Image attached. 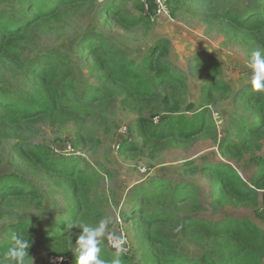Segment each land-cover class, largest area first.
I'll use <instances>...</instances> for the list:
<instances>
[{
  "label": "trees",
  "instance_id": "16d2710c",
  "mask_svg": "<svg viewBox=\"0 0 264 264\" xmlns=\"http://www.w3.org/2000/svg\"><path fill=\"white\" fill-rule=\"evenodd\" d=\"M165 1L174 16L189 0ZM198 1L217 5L221 12L218 18L227 26L264 42V0H235L237 4L233 8L227 7L231 0ZM90 2L95 4V0H0V125L9 124L17 128L50 116L57 107L84 111L83 115L87 116L86 109L98 98L107 96L105 93L101 95L103 91L100 88L90 86L72 95H66L60 84L51 90L43 83L56 77L63 66L56 61L55 55L45 52L23 62L10 49L13 43L26 40L34 28L59 18L67 9L80 10ZM147 4L146 9L140 0L133 2V7L140 13L136 17L126 16L127 0H105L98 6L97 14L104 19L101 25H109L116 20L133 28L150 22V15L155 11L154 0H148ZM76 44L80 48L78 57L85 58V62L89 56L95 57L98 67L108 74L114 85L126 88L134 102L151 105V100H154L159 104L157 124L149 119L137 122L138 137L144 147L149 142L187 144L205 134L215 138L213 132L216 127L208 106L214 94H226L230 87L214 80L201 89L198 105L187 103L182 111L179 96L183 85L177 72L166 61L168 41L160 40L151 45L139 66L121 52L113 53L103 33L85 34ZM192 62L193 71L204 70L212 77L219 72L217 62L209 57L198 55ZM22 72L28 80L26 90L20 87V82L16 86L13 84L12 77L17 78ZM7 73L12 79L4 85L3 78ZM237 104L246 112L250 111L252 119L249 120V116L241 119L231 116L228 122L235 133H255L257 128L251 124L253 118L264 128V91L243 88L235 95L234 105ZM189 112L191 115L187 117ZM230 134L228 131L217 147L220 158H207L185 166L187 175L199 177L201 182L186 176L171 178L164 174L132 187L130 196L134 197L128 198L131 205L122 216L132 222L138 237L136 251L139 257L124 254L121 256L122 264H264V141L255 143L249 166L244 167L240 162L244 152L250 148L231 142ZM19 148V156L27 157L48 177L70 181L85 177L87 173L79 167V158L61 153L53 155L41 145ZM137 152L139 147L130 136L119 142L118 154L124 156ZM13 168V171L0 174V211L8 208L10 203L24 201L39 207L34 187L18 173L19 167ZM176 207L186 209V217L177 218L173 210ZM240 209L245 212L240 213ZM86 213L87 208L79 203L73 212L54 216L52 221L48 219L43 224L44 216L13 220L7 226L6 237L0 239V262H7L5 253L13 237L31 242L26 261L33 252L35 239L48 253L66 256L68 244L80 233L74 224L85 223L81 217ZM159 226L169 227L171 232L155 233ZM189 235H194L198 242L209 241V250L198 255L179 252L173 237ZM213 243L223 247L212 250ZM101 257L110 262L115 253L102 248ZM72 259L76 264L74 253Z\"/></svg>",
  "mask_w": 264,
  "mask_h": 264
},
{
  "label": "rangeland",
  "instance_id": "374dc122",
  "mask_svg": "<svg viewBox=\"0 0 264 264\" xmlns=\"http://www.w3.org/2000/svg\"><path fill=\"white\" fill-rule=\"evenodd\" d=\"M134 1L127 0L126 16H140L139 11L133 7ZM104 3L105 0H95V4L90 2L80 10L67 9L59 18L31 30L26 40L10 45L12 52L18 54L23 62L49 52L55 55L56 61L62 63L63 68L58 70L56 77L44 82L43 86L55 90V85L60 84L66 95L77 93L87 86L98 87L103 91L101 95L105 93L107 96L98 98L90 105L86 109L87 116L83 115L86 113L84 111L57 107L50 116L17 128L9 124L0 125V174L19 167L18 173L34 187L40 204L38 207L28 201L10 203L8 208L0 211V239L6 237L7 226L19 217L44 216L43 224L48 219L52 221L54 216L73 212L75 206L82 203L87 213L81 220L95 226L101 219L110 218L107 231L123 233L126 254L137 258L138 237L132 222L122 216L131 205L128 198L134 197L130 196L132 187L164 174L171 178L186 176L192 181L201 182L199 177L188 176L185 166L207 158H220L217 147L228 131L231 133V142L250 148L244 152L240 166H249L250 153L255 143L262 139L264 141V128L256 119L253 118L251 124L257 131L251 135L235 133L228 122L231 116L238 119L249 116V120L252 119L250 111L246 112L239 104L234 105V98L241 89L251 87L248 83L251 73L247 61L252 50L264 52V42L227 26L218 18L221 12L213 3L189 0L184 2L174 16L168 9L166 15L158 17L151 14L149 23H140L133 28L116 20L109 25H101L104 19L99 18L97 11L98 6ZM236 4L237 1L231 0L227 7L233 8ZM94 33H103L113 53L121 52L138 66L151 45L160 40L168 41L166 61L177 72L183 85L179 96L182 111L187 103L198 105L201 89L214 80L228 85L229 91L226 94H214L208 106L216 127L213 132L215 138L205 134L187 144L149 142L144 147L138 137L137 122L139 119H149L154 125L157 124L155 120L159 119L156 114L160 112V106L154 100H151V105L137 104L129 97L126 88L112 83L108 74L98 67L95 57L89 56L88 62L78 57L80 48L77 47V41L85 34ZM198 55L216 61L219 72L212 77L204 70L193 71L192 61ZM7 74L3 78L4 85L14 78V85L20 82L21 88H28L24 72L17 75V78ZM190 115L191 112L187 117ZM128 136L137 143L139 152L122 156L118 154L117 148L119 142ZM24 145H41L53 155L61 153L79 158V167L87 170V173L82 178L78 174L80 178H72L70 181L48 177L33 166L27 157L24 159L19 156V147L23 148ZM173 210L179 219L188 214L183 208L176 207ZM239 212L245 211L240 209ZM154 232L165 233L171 230L159 226ZM78 235L70 241L68 254L63 256L71 264H75L72 247ZM173 242L179 252L190 255L203 254L210 248L209 241L198 242L194 235L174 236ZM101 247L115 253L106 237ZM222 247V244L213 243L211 249L219 250ZM32 250L26 264H43L48 256L53 255L41 246L38 239L33 241Z\"/></svg>",
  "mask_w": 264,
  "mask_h": 264
},
{
  "label": "clouds",
  "instance_id": "9594fccd",
  "mask_svg": "<svg viewBox=\"0 0 264 264\" xmlns=\"http://www.w3.org/2000/svg\"><path fill=\"white\" fill-rule=\"evenodd\" d=\"M247 67L251 73L248 81L251 89L255 92L264 91V52L259 49L252 50L247 61ZM110 222V218L105 217L95 226L84 222L74 224L76 228L80 229L72 247V252L76 256V264H122L121 256L127 252L126 239L123 233L117 234L114 231H107ZM105 237L108 245L115 249V257L110 262L101 257V245ZM30 244L29 240L13 237L11 246L5 253L8 264H26Z\"/></svg>",
  "mask_w": 264,
  "mask_h": 264
},
{
  "label": "built area",
  "instance_id": "2783aa9c",
  "mask_svg": "<svg viewBox=\"0 0 264 264\" xmlns=\"http://www.w3.org/2000/svg\"><path fill=\"white\" fill-rule=\"evenodd\" d=\"M140 1L145 5V8L147 9L148 0H140ZM154 5H155L154 14L156 16L159 17L162 15H166L168 13V7L166 5L165 0H154ZM155 122L157 123L158 121L155 120ZM43 264H71V261H69L67 257L58 256V255H50L45 259Z\"/></svg>",
  "mask_w": 264,
  "mask_h": 264
}]
</instances>
